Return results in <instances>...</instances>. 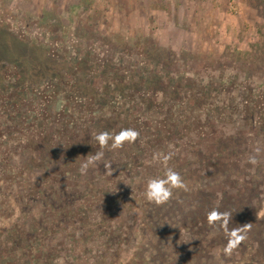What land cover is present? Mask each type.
Listing matches in <instances>:
<instances>
[{
  "label": "rangeland",
  "instance_id": "obj_1",
  "mask_svg": "<svg viewBox=\"0 0 264 264\" xmlns=\"http://www.w3.org/2000/svg\"><path fill=\"white\" fill-rule=\"evenodd\" d=\"M129 128L136 141L81 174L96 134ZM230 137L226 160L246 176L231 180L264 200V0H0V261L158 264L139 213L158 208L143 195L164 173L153 154L173 152L187 188L225 197L217 143ZM184 233L171 264H192ZM248 243L205 264H264Z\"/></svg>",
  "mask_w": 264,
  "mask_h": 264
},
{
  "label": "trees",
  "instance_id": "obj_2",
  "mask_svg": "<svg viewBox=\"0 0 264 264\" xmlns=\"http://www.w3.org/2000/svg\"><path fill=\"white\" fill-rule=\"evenodd\" d=\"M239 144L238 139L235 137L224 138V140L218 139L217 143V153L221 155L220 158H223L220 161L221 163L217 164V180L220 179V184L225 182L228 187L233 188L235 190L234 195H225L224 197L225 193L221 192L222 195L216 198L207 191L210 185V183H208L203 186H193L186 188V190H182L180 201L174 202L173 204L169 201L164 205L158 206L157 209L154 206L155 211L152 209L150 212L144 213L142 212L143 210L139 211L142 220L144 218L145 220L143 221L151 225L155 231L153 235L156 240L153 242L160 244L158 247L156 246L155 252L151 255L147 254V257L151 259L152 256H156L154 258H157L155 262L158 264H171L175 258L174 254L171 252V250H174V243L177 239L179 240L184 237V232H188L192 237L189 243L193 244L195 247L188 249V252H184L182 256L187 258V261L192 264H205L209 260L215 259L212 253L216 250L219 251L220 257L226 256L223 249L228 242L227 233L233 229H240L242 227L245 228L246 239L241 242L236 249H240L241 247L245 249L249 244L248 242L256 238L263 244L259 246V251H264V215L259 216L261 203L264 200L261 201L260 198H258L261 193L256 188V186L260 184L257 182L254 184L251 180L250 184L247 182L238 183V181L231 180L234 177L244 178L246 176H244L245 172L243 170L238 174L239 169L237 165L235 163H228V160H226V158L233 156L235 151L238 152ZM261 168H263V166H261ZM241 173L244 175H241ZM259 175V177L264 176L263 170ZM239 185H241L240 188H237ZM202 197H204V200H201ZM187 199L189 201H187ZM213 209L218 210L220 213H228L231 218L227 220L222 218L217 221L214 226H211L208 223L207 216ZM74 211L75 213L77 212L76 207ZM76 216L77 215H75V217ZM174 218L177 224L170 223L169 227H166V220L168 219L171 221ZM162 222L164 223L161 224ZM148 228L150 227L146 226V224L143 225L142 229L145 234ZM153 242L152 245H154ZM236 249H234L233 252H235ZM233 252L231 257L234 259ZM24 256L27 258L24 259L27 264H34L38 259L37 256L31 261L30 258H28L30 256ZM158 258L160 260H158ZM1 259L0 264L2 262L4 264H18V260L14 256L5 255ZM252 259L253 258L247 260L245 264H252ZM227 261L231 263L230 260H226V262ZM224 263L225 262H222L220 264Z\"/></svg>",
  "mask_w": 264,
  "mask_h": 264
},
{
  "label": "clouds",
  "instance_id": "obj_3",
  "mask_svg": "<svg viewBox=\"0 0 264 264\" xmlns=\"http://www.w3.org/2000/svg\"><path fill=\"white\" fill-rule=\"evenodd\" d=\"M139 133L134 129H122L119 133L113 135L109 132H100L95 135L94 139L99 145L100 150L93 153L91 156H87L85 161L81 164V174H86L90 166L99 164L104 158L103 149L109 148L115 150L122 148L125 143L136 141ZM111 141V144H109ZM257 152L259 150H256ZM174 153H162L157 152L153 154L152 161L158 162L164 166L163 176L150 178L146 181L143 195L149 203H153L157 206L168 203L174 196V191L183 189L186 190L187 186L183 181L181 175L174 169L167 166L168 161L172 159ZM248 163L257 165L259 163L256 154H250L248 156ZM105 169L111 167V165H104ZM230 219V214L220 213L218 210L213 209L208 213L207 220L209 225L214 226L217 221L221 219ZM228 242L224 247L223 252L225 255L230 256L234 249L246 239L245 228L233 229L227 233ZM55 264H63L62 260H57Z\"/></svg>",
  "mask_w": 264,
  "mask_h": 264
}]
</instances>
